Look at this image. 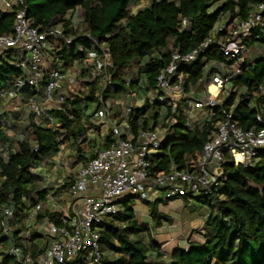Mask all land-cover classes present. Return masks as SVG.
I'll return each mask as SVG.
<instances>
[{
  "label": "clouds",
  "instance_id": "1",
  "mask_svg": "<svg viewBox=\"0 0 264 264\" xmlns=\"http://www.w3.org/2000/svg\"><path fill=\"white\" fill-rule=\"evenodd\" d=\"M0 264H264V0H0Z\"/></svg>",
  "mask_w": 264,
  "mask_h": 264
}]
</instances>
